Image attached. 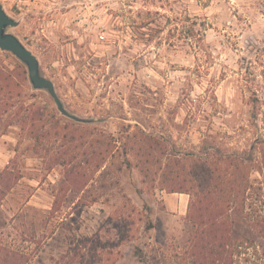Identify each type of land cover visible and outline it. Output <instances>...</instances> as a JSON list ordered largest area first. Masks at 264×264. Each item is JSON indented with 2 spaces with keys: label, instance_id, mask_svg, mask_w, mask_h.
Listing matches in <instances>:
<instances>
[{
  "label": "rangeland",
  "instance_id": "obj_1",
  "mask_svg": "<svg viewBox=\"0 0 264 264\" xmlns=\"http://www.w3.org/2000/svg\"><path fill=\"white\" fill-rule=\"evenodd\" d=\"M1 2L65 107L95 121L63 115L0 50L12 102L48 117L30 136L13 107L0 130V264H201L191 195L171 189L224 185L227 154L264 139V0ZM208 152L217 181L198 171ZM249 174L248 210L264 215V178ZM229 215L232 263L264 264V237Z\"/></svg>",
  "mask_w": 264,
  "mask_h": 264
},
{
  "label": "trees",
  "instance_id": "obj_2",
  "mask_svg": "<svg viewBox=\"0 0 264 264\" xmlns=\"http://www.w3.org/2000/svg\"><path fill=\"white\" fill-rule=\"evenodd\" d=\"M1 56L2 53L0 51V59ZM14 79V71L0 65V130H5L12 124L13 119L5 123L3 121L5 116L8 115V112L13 107H16L15 111L12 112V116L21 123L23 130L29 127V135L32 136L37 122L45 121L48 117L46 111L35 102L27 103L26 101H21L20 104L12 102L14 98ZM17 86L22 87L19 83H17ZM257 143H259L257 147L254 145L243 153L227 154L225 161L228 167L225 171L228 177L224 185L220 183H215L214 185L209 184L207 188L203 189H196L194 187L195 185H189L187 187L186 185H178L171 189L172 192L181 191L191 195L189 215L197 227V239H203L202 242L197 243V246H202L198 250V253L202 257L201 264H233L234 253L230 242L232 237L230 232L232 220H229L231 211L236 210L243 216L249 218L251 224L264 237L263 213L260 212L258 207H253L252 210L257 211V215H253L251 213L252 210H248L247 205L249 188L254 187L250 181L249 173L257 169L264 178V139L261 137V139L257 140ZM114 147L116 145L110 142L107 144V147L105 146V149H114ZM152 147L155 149L154 145ZM257 149H260L259 151L262 152V155L259 163L252 165L250 162L253 161L252 157L255 155ZM195 158L196 163L201 167L198 171L203 173L208 172L210 174V180L212 181L219 179V177L214 178L213 176L218 170L217 167L214 168L212 166L210 168V164L214 159L210 152L204 155H196ZM174 161L180 163V159H174ZM237 173H239V176H237ZM262 188H264V185ZM204 213H208L207 216L210 215L211 219L206 221L204 219ZM225 216H227L226 220H223L222 223L220 218ZM222 225H226V232L223 231ZM208 226L211 227V235L213 237L205 241L204 230Z\"/></svg>",
  "mask_w": 264,
  "mask_h": 264
},
{
  "label": "water",
  "instance_id": "obj_3",
  "mask_svg": "<svg viewBox=\"0 0 264 264\" xmlns=\"http://www.w3.org/2000/svg\"><path fill=\"white\" fill-rule=\"evenodd\" d=\"M20 21L11 16L0 0V50L16 56L27 66L29 81L36 90H46L57 105L58 110L65 116L78 122H94L95 119L84 118L71 113L58 94L54 81L45 76L37 55L28 48L10 28L16 27Z\"/></svg>",
  "mask_w": 264,
  "mask_h": 264
},
{
  "label": "built area",
  "instance_id": "obj_4",
  "mask_svg": "<svg viewBox=\"0 0 264 264\" xmlns=\"http://www.w3.org/2000/svg\"><path fill=\"white\" fill-rule=\"evenodd\" d=\"M101 37H103V38H104V35H102Z\"/></svg>",
  "mask_w": 264,
  "mask_h": 264
}]
</instances>
